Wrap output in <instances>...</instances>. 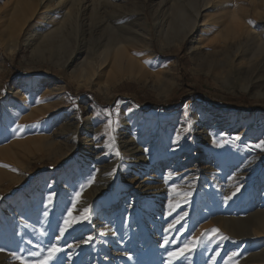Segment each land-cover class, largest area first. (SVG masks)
<instances>
[{"label": "rangeland", "instance_id": "374dc122", "mask_svg": "<svg viewBox=\"0 0 264 264\" xmlns=\"http://www.w3.org/2000/svg\"><path fill=\"white\" fill-rule=\"evenodd\" d=\"M40 2L0 0V264H239L248 258L242 254L263 248L244 245V238L234 235L255 219L224 218L248 184L245 177L255 172L250 182L264 191V148L257 147L264 141V0H99L93 18L87 0L74 37L62 49L32 54L33 45L23 41L26 33L46 29L50 20L59 23L62 11L73 8L68 3L52 11L55 0ZM151 4L162 6L170 31L181 24L175 20L177 5L189 13L198 5L195 50L189 39L159 45ZM138 5L149 19L150 58L157 65L138 59L146 58L144 51L130 55L136 61L130 71L115 72L108 60L99 65L104 43L113 35L106 26L122 25L121 12ZM45 10L55 14L42 25ZM237 19L259 36H232ZM199 107L205 116L207 108L244 111L245 122H252L249 132L257 133L236 139L240 126L204 146L188 129ZM129 108L142 117L143 131L127 147L143 159L157 157L145 175L155 178L141 187L114 180L117 189L92 200V224H83L85 207L77 212L80 223L57 218L63 215L60 205L68 202L66 191H76L77 172L84 184L93 164L100 166L97 171L112 165L118 176L123 172L115 162L129 140L120 129ZM60 125H66L63 137L57 135ZM167 129L177 142L169 150L161 140ZM254 155L259 167L251 171L255 166L247 157Z\"/></svg>", "mask_w": 264, "mask_h": 264}, {"label": "bare ground", "instance_id": "6f19581e", "mask_svg": "<svg viewBox=\"0 0 264 264\" xmlns=\"http://www.w3.org/2000/svg\"><path fill=\"white\" fill-rule=\"evenodd\" d=\"M40 1H41L40 3L43 4L44 0H40ZM86 1L87 0H55L56 7L52 8L51 9L52 11L57 10V9H63V7H65V5H67L68 3H70V5L73 7L72 11H70V12L69 11H64V12L62 11V13H61L62 21H60L59 23H57L55 25H52L50 23V21H51L50 20L49 23H47V25H46V27H47L46 29H42L38 33H35L33 31V29H31L26 33L23 41L26 43V45L27 44L28 45L30 44L31 46L33 45L32 54H38L40 52L42 54V52H44L45 50L51 52V50L53 49L54 46L62 49L65 46V44L68 42V40H70L71 35H73V37H74V35L76 33L75 32V30L77 29L76 25H78V23H80L79 20L81 21L82 12L86 8H88V6L85 5ZM91 3H92V5L90 7V12H91V18H93L95 16L97 6H98V4H100V2H99V0H91ZM197 6L194 7L193 12L189 13V10L184 8L183 5H177L174 9V15L176 18V19L175 18L174 19L175 20H178V19L181 20V24H180L179 29L173 28L170 31L169 29L165 28L166 25L164 26L165 22L163 21L164 18H163V13H162V11H163L162 6L160 4H151L150 5V16L153 20L155 38H157V42H159V45L161 47H167V46H170L172 44L180 43L184 39H189L190 40L189 48L195 50V45L193 43L194 35H195L194 33L198 27L197 26L198 18H200V9ZM43 7L48 8V4H45ZM49 11L50 10H48V11L45 10V11L40 13L44 16V18H42L43 22H41L42 25L50 17H52V15L54 16L55 13L48 16ZM117 11H119V10H112L111 12L115 13ZM118 13H120V12H118ZM121 14H124L126 16V20L124 21V23L122 25H115V27L113 26L114 29L111 27L112 25L108 26L110 24H108L106 26L107 30H110L113 32V35L111 38H109L106 41V43H104V54H102V58L100 59L99 65L105 64L106 60H108V62L111 61V67H112V69H114L115 72L124 70V68L130 71L136 66V61L134 59H132L130 57V55H132L133 53H139L140 51H144V56L146 58L139 57L138 59L141 62L143 60H145L146 62L151 63L152 65L156 66L157 65L156 58H154V57L150 58V55H152V50H151L152 49V36H151V32H150L151 26H150V24H148L149 19H148L146 13L144 12V8L142 6H139V5L133 6L130 9H126V12H121ZM246 14H247V12H246ZM133 19H136L137 22H133ZM104 22H107V21H104ZM205 24L206 23H204V25ZM233 24H234V32H233L232 36H234V37L235 36L242 37L243 38L242 40H247V38H249V37H252L254 39L257 36H259V33L251 32L250 29L245 24L238 21V19L235 20ZM92 29L93 28L91 26H89L88 33L90 35L92 34L91 33ZM103 29L106 30L105 27ZM36 34H37V36H36ZM34 36L36 38H34ZM239 41H240V43H242L241 40H239ZM244 42H247V41H244ZM16 46H17L16 43L13 44L10 52L13 51L16 48ZM196 52H198V51H196ZM65 63L69 64L68 61H66ZM40 109L41 108H39V110ZM204 109L205 108H203V107H199L197 109L198 112H196V113L193 112L191 117H190L189 124H188V129L191 131L190 133L193 136H195V138L197 139V142H199L200 144H203L204 146L211 147L210 145H212V143L218 141L219 139H222L225 136V134H224L225 132L228 133L229 131L236 130L240 126H241V129L239 130L238 134L236 135V139H240L241 137H246L248 135H255V133H257V131L256 132H249V128L251 127L252 122H245L244 119H245L247 114H245L244 111L238 112L236 110L207 108L209 111H208V115L205 116V115H201L202 110H204ZM142 122H143L142 117H140V115L136 114V112L132 111L131 108L127 109L124 112V115L122 116V120L120 123V129L124 130V131H122L123 133L126 132L128 134L129 140H127V142L124 141L122 146H120V147L124 148V150L123 149L122 150L125 153L123 154L122 157H120V158L118 157L119 158L118 160L116 158L117 161L115 162V164L118 163L117 166L121 167L123 172L121 173V175L119 174V176H118V172L115 171L114 166H112V165L107 166L108 167L106 169L107 172L102 171V170L97 171V167H100V166L97 164H93L94 166L89 168L90 170L91 169H93V170H91V173L88 174L89 175L88 176V182L85 184L82 183L83 182L82 180H80L81 172L80 171L77 172L78 177L73 181V184L77 185V188L74 187V189L76 188V191L72 192V191H70L71 188L68 187L69 191L68 190L66 191L68 202L66 204L60 205L59 213H62L63 215L59 214L60 216H58L57 218H63V220H74V222L78 221L77 223H80L79 220H80V212L81 211L77 214L78 210L83 211L84 207H85V210L87 209V211L91 210V208H92L91 202L95 198L96 195L106 194L107 192L111 191V189L112 190L117 189L118 186L113 185V181L116 179L121 180V181L127 180L129 182V185L141 187L144 184V182L150 181L151 179L155 178L154 175H150L148 177H146L145 175H146V173H148L150 171V169H152L153 162L157 159V157L156 156L154 158L150 157V158H148V160H146V159H143L145 157H141L140 155L139 156L136 155V152H135L136 149L133 150L134 148L129 149V147H127V146L131 147V145L134 144L135 141H137V137L139 135H141V133L143 131V126L139 125V124H141ZM223 123H226V125H224ZM67 129H68V127H67ZM157 129H158V127H156V125H155L152 127L151 130L153 133H155V131ZM65 130H66V125L65 126L60 125L58 130H57V135L60 137H63ZM175 138H176V135H174V136L171 135L170 130L167 129L165 132V137L161 138V140L163 142L162 147H165L169 150L170 146L177 144V142L175 141ZM179 138H180V140H184L186 137L183 136V134H181ZM117 141H119V140H117ZM114 143H116V142L114 141ZM168 145H170V146H168ZM243 149L246 150L245 148H243ZM242 152H243V150H242ZM115 153H116V150H115ZM232 157H234V159H235L236 155L232 156ZM239 157L241 158L242 156H239ZM146 158H147V156H146ZM247 158L249 159L248 161L251 162L252 165L255 166L251 169V171H256L257 168L259 167V165L257 163L258 157H256L254 155L253 157H250V158L247 157ZM133 166L137 167V169L133 170ZM210 167H211V165H210ZM84 168H86V167H84ZM210 169H212V168H210ZM241 172H243V171H241ZM66 175L68 176V174H66ZM254 176H255V172H253V174L245 177V179H247L246 181L248 182V184L251 183V184H253V185L255 184V185L252 186V189H247L248 184L246 185V187H245V185H244V187L241 186L242 188H240V192H239L240 196L237 199L236 203H234L232 205L231 209H233V212H232L231 216L225 215L226 218H224V219L227 220V222L228 221H237L238 222L239 220L245 221V220H249V219H255L254 222H251V223L247 224L246 226H243L244 228H242L240 230L239 229L235 230L236 232L234 231V235L236 237H241V238L243 237L244 240H242L241 243L244 245H249V244L253 245V244L257 243V244H259V246L263 247V245H264V208H262V207L264 206V191H263V189H261L260 186L258 188L256 187L257 181L250 182L254 178ZM68 177H70V174ZM165 177L168 178L167 175ZM236 177H238V176H236ZM239 177L241 178V175ZM162 181H163V178H162L161 182ZM116 184H117V182H116ZM163 185H164V181H163ZM233 186H235V185H233ZM249 186H251V185H249ZM163 188H164V186H163ZM163 188L160 187V189L164 190ZM233 189H234V187H233ZM232 191H234V190H232ZM160 192L161 191L159 190L158 193H160ZM77 193H79V195H77ZM246 197H248L247 203H245V200H244ZM78 198L79 199L82 198L84 201L81 199L83 202L82 201L78 202L77 201ZM225 200H227V198H225ZM259 202H261V204H259ZM225 203H227L229 205L232 203V201L227 200ZM238 203H240V205H237ZM224 205H226V204H224ZM226 208L229 209L228 206H226ZM89 214H90L89 211L85 212V217H87V218H85V220L83 221V224H86V223L92 224V219L94 218V216L89 215ZM47 218H49V217H47ZM220 218L222 219V217H220ZM43 221H45V220H43ZM229 223L231 224V222H229ZM242 223L244 224V222H242ZM81 224H80V226H81ZM237 224L238 223L232 224V225L235 228L234 225H237ZM242 230H243V232H241ZM231 232H233V231L231 230ZM234 252L237 253V250H234ZM242 255L247 256L248 258L246 259L244 257L246 259L245 260L242 257V259L239 261V264H242L245 261L251 262V263L260 262V264H261L262 262H264V247L256 250L255 252L253 251V252L249 253V255H245V254H242ZM234 256H235V254H234ZM5 259L6 258H4L3 261Z\"/></svg>", "mask_w": 264, "mask_h": 264}, {"label": "snow or ice", "instance_id": "6c2138e0", "mask_svg": "<svg viewBox=\"0 0 264 264\" xmlns=\"http://www.w3.org/2000/svg\"><path fill=\"white\" fill-rule=\"evenodd\" d=\"M257 147L264 148V141H262L261 144L257 145ZM117 155H119V153H117ZM77 195H79V193H77ZM85 211H87V209H86ZM45 215H47V213H45ZM85 218H87V217H85ZM66 224H67L68 227H71V223H70V222L66 221ZM65 230H66L65 228H61V235H63V233H64ZM212 231H213V232H216V231H218V230L213 229ZM202 235H203V234H202ZM223 238H224V239H227V237H223Z\"/></svg>", "mask_w": 264, "mask_h": 264}]
</instances>
